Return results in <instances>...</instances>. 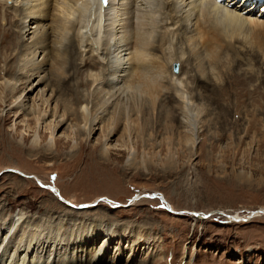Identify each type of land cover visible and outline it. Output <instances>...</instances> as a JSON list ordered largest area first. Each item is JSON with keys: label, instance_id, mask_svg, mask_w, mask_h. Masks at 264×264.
<instances>
[{"label": "rangeland", "instance_id": "1", "mask_svg": "<svg viewBox=\"0 0 264 264\" xmlns=\"http://www.w3.org/2000/svg\"><path fill=\"white\" fill-rule=\"evenodd\" d=\"M191 1L194 0L187 3ZM247 3L226 0L224 5L238 9L242 4V14L264 21V12L260 9L257 12L255 3L252 7H247ZM249 9L254 10L253 16L247 13ZM3 18H0V222L19 216L27 219L33 229L38 223L45 230L51 225L56 245L44 251L43 263L54 264L55 256L59 261L66 257L70 250L65 248L69 246H62L60 240L71 236L70 229L100 219L117 227V233L122 226H142L157 242L147 251L141 243L129 263L114 258L111 262L87 264H264V215L254 216L264 210V25L256 27L263 30L260 36L251 37L253 32L241 34L239 41L244 40V45L235 39L230 41L231 48L222 44L215 62L204 51L201 54L206 68L204 76L197 69L198 61L191 58L188 43H181L182 35L171 34L170 56L183 57L178 61V71L174 62L169 73L172 78L176 76L173 79L181 84L189 102L183 103L180 110L177 100L180 96L174 91L159 96L150 109L144 104L148 102L147 95L119 89L120 84L112 87L108 66H80L78 55L77 67L70 69L71 79L61 80L66 86L59 87L55 79L58 84V88L52 87L55 101L50 98V106L46 107L39 97L36 99L37 92L29 95L24 86L20 87L21 92L4 89L5 80L12 84L19 80L14 71L5 73L7 66L17 65L18 51V47L6 48V28L19 29L10 25V19ZM91 58L90 54L83 56L84 60ZM91 74L99 75L95 84ZM97 84L103 88L102 94L95 91ZM22 92L27 108L36 102L41 104L40 113L48 111L51 116L47 124L37 127L36 116L27 117L22 114L25 110L14 108ZM82 105L88 106L87 114L82 112ZM64 115L67 124L57 128L51 154L45 156L51 137L49 127L58 126L60 116ZM88 119H98L96 131L90 137L78 128L90 122ZM111 128L115 134L108 142L110 151L102 155L101 148ZM35 130L41 136L38 146L33 141ZM237 215L246 220L233 221ZM26 228L22 229L29 231ZM5 238L6 229L0 232V242ZM34 239H38L37 235ZM103 239L101 235L98 241L91 240L86 249L100 248ZM39 241L46 244L44 238ZM19 244L24 246L21 259L29 262L26 256L29 243ZM118 245L119 241H114L110 256ZM123 245L129 249L128 242ZM11 247L8 251L15 253Z\"/></svg>", "mask_w": 264, "mask_h": 264}, {"label": "bare ground", "instance_id": "2", "mask_svg": "<svg viewBox=\"0 0 264 264\" xmlns=\"http://www.w3.org/2000/svg\"><path fill=\"white\" fill-rule=\"evenodd\" d=\"M187 1L108 0L106 4V2L102 3L101 0H0V18L6 17V21L10 19V25L19 29L16 31L6 28V40L4 41L6 48L10 49L14 46L18 47V51L15 56L17 65L14 68L7 66L5 73L6 75L12 74L14 71V75L16 74L15 76L19 80L13 84L5 80L3 82L4 89L13 93L19 91L21 86H24L26 88L25 91L29 89V95L37 92L36 99L39 97V102L49 107L51 99L55 101L52 87L58 85L56 80L59 83V87L66 86L61 80L63 78L71 79L69 77L70 69L77 67L75 56L78 55L82 61L80 66L82 64L84 66L91 64L108 66L107 76L111 78L109 81H111L112 87L113 84L116 86L120 84L119 89L137 91L147 95L148 102L145 101L144 104H147L150 109L156 105L159 96L174 91L180 96L177 99L180 103V110L183 103L187 105L189 102L183 93L181 84L173 79H176V76L173 75L172 78V74L169 73L172 72L173 63L180 61L183 57L180 55L170 56L171 52L168 49L173 46L171 45L169 48V44L173 40H170L171 34L175 36L178 34V36L182 35L180 38L181 43H184L183 41L188 43L187 46H189L191 58H194L193 62L198 61L197 69L204 76V69L206 68L205 64H203L204 58H201V54L204 51L207 52V58L215 62V56L219 55L218 50L222 44L226 43L231 48L232 43L230 41L233 39L237 40L238 44H243L244 40L239 41L241 34L253 32L251 37L253 35L255 37L258 34L260 36V32L263 30L258 31L256 27L264 25V21L242 14L243 12L240 10L244 6L242 4L239 5L238 9H230L224 5L226 0H194L189 3ZM246 1L248 2L247 7H252L255 3L258 6L257 12H259V9L260 12H264V0ZM252 10H247V13H250L251 16L254 14V10ZM262 27L264 29V26ZM223 52V54L226 53L225 51ZM84 54H90L91 60H84ZM197 66L194 65V67ZM64 70H67V72L65 75H61ZM92 74L90 77H92L95 84L99 80V75L97 77ZM20 82L21 84L18 86ZM98 86L97 84L95 91L100 90V93L101 90L104 91L102 87L99 88ZM110 90L108 89L109 92ZM21 91L20 89L19 92ZM99 92L98 95L100 94ZM23 95L24 92L19 94L16 98L15 107H13H17L21 111L25 110L22 114H26L27 117L36 116L38 119L36 126L47 124V119L51 116L48 115V111L40 113L39 105L41 104L38 105L36 102H34L33 106L27 108L26 97L23 99ZM81 110L87 114L88 106L82 105ZM101 111L104 112L103 110ZM72 113L74 114L73 111ZM127 115L129 116V114ZM60 118L61 123L58 126L54 124V128L51 125L49 127L51 129V137L45 150V156L51 154L55 140L54 133L57 128L67 124L68 119L65 121V115L60 116ZM97 120L86 121V124L79 125L78 128L85 131L88 134L86 135L90 137L96 131ZM41 121L42 123H40ZM191 122H194V120ZM114 134V128L107 132L103 147L101 146L102 155L109 154L110 146L108 142ZM195 136L196 134H194ZM40 138L39 132L35 130V138L33 140L35 145H39ZM74 148H76L75 144ZM257 215H264V210H262V213L258 211L254 213V216ZM26 220L18 216L17 218H11L7 222H0V232L6 229V238L1 239L2 241L0 242V264H48L43 263V253L48 251L50 247H55L56 242H54V237H52L55 231L51 225H48L45 230L39 223L35 226L36 229H33L34 227L32 228L31 224L28 225ZM238 220L246 219L241 218L239 215L233 217V221ZM26 226L29 228L28 232L22 229H27ZM119 228L117 233V227L99 219L94 223H84L80 224V227L76 229H70V231L72 230L71 236L65 240H60V244H63L62 246H69L67 249L65 248V251L70 250L66 257L62 259L65 262L59 261V258L55 256L54 264H87L107 260L111 262L114 258L119 262L129 263L132 261L138 247H142L141 243H144V250L147 251L152 248L154 241H156L151 232L142 226H122ZM58 232L57 235L59 236ZM19 233H22V235L18 239ZM36 235L38 239L44 238L46 244L34 239ZM101 235L104 236V239L100 248L86 249L90 245L91 240L98 241ZM9 238L10 240L7 241ZM114 241H119L120 245H118V250L110 256L112 254L111 246ZM18 242L29 243L27 247H30V250L26 253L29 262L21 259L20 254L24 252V246ZM126 242L129 243V249H125V245H123ZM46 245H49V247L45 250ZM10 246H13L11 250L15 253L8 251L7 248ZM32 247L34 248L32 249ZM63 249L64 247L60 251ZM77 251H81V253ZM126 253L128 256L125 255Z\"/></svg>", "mask_w": 264, "mask_h": 264}, {"label": "water", "instance_id": "3", "mask_svg": "<svg viewBox=\"0 0 264 264\" xmlns=\"http://www.w3.org/2000/svg\"><path fill=\"white\" fill-rule=\"evenodd\" d=\"M178 67H179V63L176 62V63L174 64V69H175V71H178Z\"/></svg>", "mask_w": 264, "mask_h": 264}]
</instances>
